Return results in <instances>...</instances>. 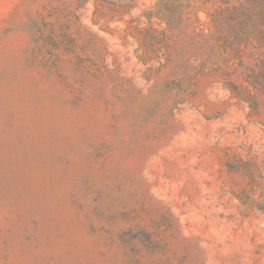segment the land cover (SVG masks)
I'll use <instances>...</instances> for the list:
<instances>
[{"label":"rangeland","instance_id":"rangeland-1","mask_svg":"<svg viewBox=\"0 0 264 264\" xmlns=\"http://www.w3.org/2000/svg\"><path fill=\"white\" fill-rule=\"evenodd\" d=\"M0 264H264V0H0Z\"/></svg>","mask_w":264,"mask_h":264}]
</instances>
